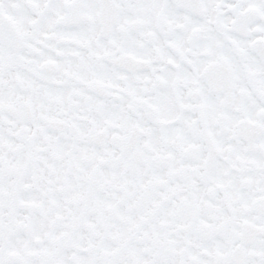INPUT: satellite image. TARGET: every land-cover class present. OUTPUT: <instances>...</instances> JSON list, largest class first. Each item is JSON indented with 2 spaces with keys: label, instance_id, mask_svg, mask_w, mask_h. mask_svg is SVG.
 <instances>
[{
  "label": "snow or ice",
  "instance_id": "obj_1",
  "mask_svg": "<svg viewBox=\"0 0 264 264\" xmlns=\"http://www.w3.org/2000/svg\"><path fill=\"white\" fill-rule=\"evenodd\" d=\"M0 264H264V0H0Z\"/></svg>",
  "mask_w": 264,
  "mask_h": 264
}]
</instances>
